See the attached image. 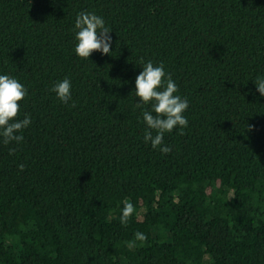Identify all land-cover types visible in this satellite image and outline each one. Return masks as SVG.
<instances>
[{
    "label": "trees",
    "instance_id": "16d2710c",
    "mask_svg": "<svg viewBox=\"0 0 264 264\" xmlns=\"http://www.w3.org/2000/svg\"><path fill=\"white\" fill-rule=\"evenodd\" d=\"M81 10L111 55L75 54ZM142 58L189 100L167 154L143 141ZM0 72L32 118L0 144V264H264V0H0ZM65 76L74 106L50 91Z\"/></svg>",
    "mask_w": 264,
    "mask_h": 264
},
{
    "label": "clouds",
    "instance_id": "9594fccd",
    "mask_svg": "<svg viewBox=\"0 0 264 264\" xmlns=\"http://www.w3.org/2000/svg\"><path fill=\"white\" fill-rule=\"evenodd\" d=\"M74 52L84 59H88L94 51L111 55L112 29L106 24L102 15L95 11L81 10L77 13L74 22ZM142 70L135 77V108L140 111L145 127L143 141L150 144L153 149L158 148L161 153L171 152V147L164 142L166 133L174 129L183 133L188 127L186 111L189 100L179 93V87L166 71L163 62L154 63L152 60L141 59ZM256 90L264 96V73H258L253 79ZM72 80L69 76L54 82L50 91L64 104L72 101ZM28 95V88L17 76L0 72V144L19 145L24 140L23 132L32 122L30 114L23 113L18 118L21 101ZM15 152L14 147H9V153ZM18 169L23 170L24 164H19ZM134 205L127 202L123 205L121 221L126 222L133 214ZM135 236L140 241L146 239L143 232H136Z\"/></svg>",
    "mask_w": 264,
    "mask_h": 264
}]
</instances>
